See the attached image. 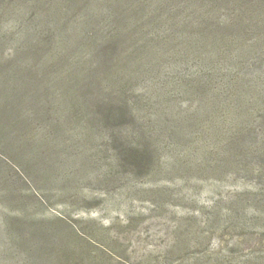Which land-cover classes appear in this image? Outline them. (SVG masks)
<instances>
[{"label": "rangeland", "instance_id": "1", "mask_svg": "<svg viewBox=\"0 0 264 264\" xmlns=\"http://www.w3.org/2000/svg\"><path fill=\"white\" fill-rule=\"evenodd\" d=\"M114 1L0 0V264H27L28 250L14 248L11 232L30 234L39 226L65 244L70 256L59 264H264V176L252 167L238 172L227 158L216 168L213 140L205 138L207 131L219 130L223 136L233 126L224 127L228 113L216 112L186 141L192 153L209 151V162L190 155L189 162L171 168L167 163L175 145L161 138L158 162L130 176L128 170L115 169L107 135L92 145L85 137L82 145L69 143L84 134L69 103H55L52 91L34 92L59 72L48 71L59 52L87 57L97 44L132 54L139 52L141 41L154 45L184 34L176 28L189 19L181 15L189 0H148L152 6L139 15L141 26L111 41L114 29L107 22L92 30L88 19L103 15ZM173 63L159 73L160 85L165 77L171 89L181 79L204 73H214L216 82L239 76L228 61L206 70L197 61ZM254 76V90H248L258 101L245 99L236 112L251 111L260 119L264 64ZM129 95L152 104L147 116H153L158 103L169 116L167 100L175 98L153 96L147 81L138 82ZM55 117L66 122L63 130H55ZM123 129L111 124L107 131L115 136ZM60 245L49 244L50 255L38 264L55 262L57 253L62 255Z\"/></svg>", "mask_w": 264, "mask_h": 264}, {"label": "trees", "instance_id": "2", "mask_svg": "<svg viewBox=\"0 0 264 264\" xmlns=\"http://www.w3.org/2000/svg\"><path fill=\"white\" fill-rule=\"evenodd\" d=\"M151 6L148 0H116L109 4L103 15L90 16L89 28L94 30L107 22L114 29L111 41L125 37L130 28L141 26L139 15ZM177 11L175 9L174 13ZM182 13L189 19L185 18L176 28L177 31L183 28L181 37L157 41L154 45L141 41L136 45L139 52L119 54L112 51L111 46L101 49L97 44L92 45L87 57L81 53L59 52L48 67V71L59 72L37 84L34 92L46 94L44 90L52 91L56 95H53L55 103L58 104L59 100L69 103L76 116L74 123L80 125L84 133L78 135V132L81 137L75 136L69 143L73 141L82 145L81 140L85 137V143L92 145L94 139L107 135L113 147L110 157L115 169L128 170L132 173L130 176L158 162L160 153L156 147L161 138L173 141L176 149L169 155L167 166L176 168L185 160L189 162L190 155L209 162V151L199 153L194 150L192 153L186 141L202 128L200 125L211 122L216 112H226L229 123L224 127L233 126L223 136L219 130L207 131L205 136L213 140L216 168H220L227 158L238 172H247V168L252 167L264 176V113L257 119L251 111L236 112L242 108L245 99H257L256 94L248 89L254 90V75L264 64V0H189ZM173 61L181 65L197 61L205 70L228 61L239 76L216 82L214 73H204L196 78L181 79L171 89V83L165 77H161L160 85L159 73L162 66ZM140 81L153 84V96L159 95L162 101L175 96L167 100L170 101L169 116L161 111L159 103L155 104L157 108L153 109V116H147L152 104H145L138 97L130 98V92ZM249 83H252L250 88ZM177 98L182 105L175 101ZM23 109L24 106H19L18 113H23ZM39 112L41 115L42 111ZM65 123L62 118L55 117V130H63ZM111 124L124 129L114 136L107 131ZM149 131L152 136L147 133ZM58 141L54 140L55 143ZM257 146L261 147L257 152L247 149ZM8 221H5L7 236ZM39 227L30 234L11 232L10 241L14 248L25 247L28 250L27 264H38L50 255L47 246L59 242L62 255L57 253L59 255L52 264H59L63 258L66 262L69 254L63 249L65 244L51 229Z\"/></svg>", "mask_w": 264, "mask_h": 264}]
</instances>
